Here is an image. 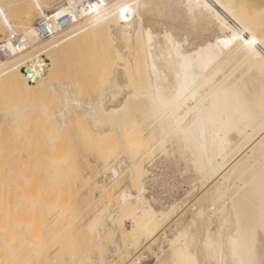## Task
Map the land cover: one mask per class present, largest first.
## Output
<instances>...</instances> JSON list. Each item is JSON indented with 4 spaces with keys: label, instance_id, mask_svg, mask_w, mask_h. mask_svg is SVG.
<instances>
[{
    "label": "bare ground",
    "instance_id": "bare-ground-1",
    "mask_svg": "<svg viewBox=\"0 0 264 264\" xmlns=\"http://www.w3.org/2000/svg\"><path fill=\"white\" fill-rule=\"evenodd\" d=\"M26 1L39 19L52 22L54 35L42 38L37 24L26 25L17 36L0 42V69L21 54L29 55L0 75L12 83L16 78L23 90L15 106L0 110V120L5 119L13 132L21 131L36 112L45 125L58 121L51 147L75 115L91 123L98 143L126 138L125 129L137 130L130 163L107 162L109 176L106 171L101 182L114 185L128 172L131 184L117 193L115 208H101L85 225L95 250L79 259L71 257L66 264H116L130 256L124 253L121 237L136 245L142 239L145 248L162 237V245L148 247L159 264H264V0L18 3L26 6ZM10 13L9 6L0 5V23L13 32ZM71 14L75 21L60 26L58 20ZM88 33L99 34L108 49L104 77L109 83L91 102L81 96V79L46 84L66 43ZM56 93L58 101L47 103ZM159 154L175 157V164L192 174L189 189L206 187L201 198L194 197L199 202L187 217L178 218L180 209L173 203L164 206L153 199V205L148 195ZM54 186L47 179L44 190ZM110 186H104L105 193ZM175 214L178 219L167 236L166 223ZM108 235L115 240L104 253L101 246ZM127 246L136 247L133 242Z\"/></svg>",
    "mask_w": 264,
    "mask_h": 264
},
{
    "label": "rangeland",
    "instance_id": "rangeland-1",
    "mask_svg": "<svg viewBox=\"0 0 264 264\" xmlns=\"http://www.w3.org/2000/svg\"><path fill=\"white\" fill-rule=\"evenodd\" d=\"M0 5L9 6L10 21L14 30L12 32L10 28L0 23V42L9 36H17L24 26H35L39 21V14H36L38 11L33 6H28L27 1L25 6L18 3V0H0ZM48 11L51 12V10H46V13H49ZM88 34L66 43L57 56V68L47 79L46 84L59 85L64 80L73 83V80L81 79L84 84L81 96L91 102L100 98L104 87L109 83V79L104 77L107 72V63L104 64V62H108V49L102 44L99 34ZM28 56L21 54V58L17 61L0 69V75L4 70L20 63ZM7 79L8 77L0 79V110L15 106L23 93L16 78L13 83ZM58 99L59 94L56 93L46 101L54 104ZM34 100L35 103L38 102L37 99ZM57 109L56 105L52 106L54 113L58 111ZM77 116L75 115V119L70 121L67 130L54 147H51L49 143L51 135L59 128L58 121L45 125L39 112H36L31 115L29 123L21 131L13 132L5 119L0 120V264H66L71 257L79 259L89 250L94 251V247L89 246L91 243H89L85 225L101 208L105 206L115 208L117 206L116 197L120 190L131 184L128 172L124 173L118 183L114 182V185L112 182L102 185L101 182L108 172V169H105L107 162L119 164L121 160L127 159L126 162L130 163L131 150L135 147L132 139L137 133L135 127L133 130L125 129L126 138L123 137L124 140L106 139L98 143L95 140L97 138L95 133L91 131V123L86 118L83 117L82 120L81 116ZM159 155L153 161V179L148 185V195L152 201L153 199L157 203L161 201L164 206L166 203L167 206L175 204L180 209L176 213L180 214L178 218L183 214L187 217L193 205L199 202L197 199L202 197L206 187L205 189L198 188L199 190L189 189L187 186L192 184V174L183 171V164L182 166L176 165L175 157ZM182 173L183 178L180 176ZM176 175L179 179L181 178L180 181ZM47 179L55 182L50 192L44 190V183ZM105 185H112L106 193L104 192ZM181 189H189L193 192L187 190L189 194L184 190L182 193ZM200 193H202L201 196ZM196 195L199 197L197 198ZM175 197L180 199L176 200ZM157 207L162 209L160 205ZM182 208H186L185 211ZM176 214L166 223L167 227L164 231L168 232L174 221L178 219ZM130 227L131 222L127 221L126 229ZM167 236H170L169 232ZM110 237L112 235H108L101 246L102 249L104 248V253H107L112 246L110 242L115 240ZM121 238H123L120 240L121 246L126 250L124 253L130 256L117 261L116 264L124 262V264H136V262L159 264L151 249L162 245L164 240L162 237L155 243L156 245L150 246L147 243V248L142 243V239L136 245V242L128 237ZM129 242H133L136 247L129 249L127 246ZM164 247L167 245L164 244ZM57 260L60 263H57ZM130 260L134 261L129 262Z\"/></svg>",
    "mask_w": 264,
    "mask_h": 264
},
{
    "label": "built area",
    "instance_id": "built-area-1",
    "mask_svg": "<svg viewBox=\"0 0 264 264\" xmlns=\"http://www.w3.org/2000/svg\"><path fill=\"white\" fill-rule=\"evenodd\" d=\"M74 21H75V14L64 16L58 20L59 25L62 27H66L72 24ZM37 26L42 38L47 39L54 35V28L51 21L41 18L37 22Z\"/></svg>",
    "mask_w": 264,
    "mask_h": 264
}]
</instances>
